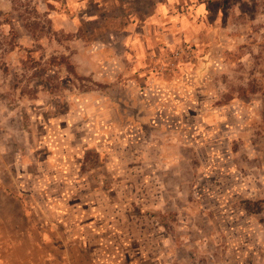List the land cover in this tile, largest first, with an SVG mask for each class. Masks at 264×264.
Wrapping results in <instances>:
<instances>
[{
  "label": "rangeland",
  "instance_id": "rangeland-1",
  "mask_svg": "<svg viewBox=\"0 0 264 264\" xmlns=\"http://www.w3.org/2000/svg\"><path fill=\"white\" fill-rule=\"evenodd\" d=\"M126 1L0 0L3 226L52 264H264V0ZM155 4L188 33L131 50Z\"/></svg>",
  "mask_w": 264,
  "mask_h": 264
},
{
  "label": "crops",
  "instance_id": "crops-1",
  "mask_svg": "<svg viewBox=\"0 0 264 264\" xmlns=\"http://www.w3.org/2000/svg\"><path fill=\"white\" fill-rule=\"evenodd\" d=\"M150 0H127L126 4L133 6L148 4ZM119 0H112L111 4L118 6ZM109 4V3H107ZM101 6V5H100ZM108 7V5H107ZM162 5L155 4L151 6L143 16H139V20L131 22V28L133 29L132 33L136 34L135 30L138 26L140 28L139 33L134 36V34L129 37V41L126 44H129L131 50L135 49L133 44H137L136 41L140 39V44L156 43L158 38L157 34L149 36L148 32L153 27H159L168 32L172 38H178L181 30L184 33H188L189 27H185L184 23H180L178 17L174 15V10L169 9L165 10V16L169 20L163 23L160 20L162 11ZM165 8V7H164ZM166 9V8H165ZM104 10H107L104 9ZM141 15V13H139ZM141 17V18H140ZM133 39L135 41H133ZM136 53L133 52V55ZM33 237V230L26 229L25 231H20L18 228L5 229L3 226L2 219L0 218V264H52V261L47 259L43 253L41 254L40 248L43 247L40 242L36 243Z\"/></svg>",
  "mask_w": 264,
  "mask_h": 264
},
{
  "label": "trees",
  "instance_id": "trees-1",
  "mask_svg": "<svg viewBox=\"0 0 264 264\" xmlns=\"http://www.w3.org/2000/svg\"><path fill=\"white\" fill-rule=\"evenodd\" d=\"M247 209H248V210H250V208H249V207H247Z\"/></svg>",
  "mask_w": 264,
  "mask_h": 264
}]
</instances>
